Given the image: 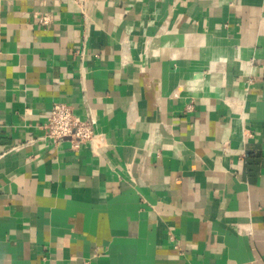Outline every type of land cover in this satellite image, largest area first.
<instances>
[{
    "label": "crops",
    "instance_id": "1",
    "mask_svg": "<svg viewBox=\"0 0 264 264\" xmlns=\"http://www.w3.org/2000/svg\"><path fill=\"white\" fill-rule=\"evenodd\" d=\"M83 1L0 0V264H264V0Z\"/></svg>",
    "mask_w": 264,
    "mask_h": 264
},
{
    "label": "built area",
    "instance_id": "2",
    "mask_svg": "<svg viewBox=\"0 0 264 264\" xmlns=\"http://www.w3.org/2000/svg\"><path fill=\"white\" fill-rule=\"evenodd\" d=\"M81 13L85 14V3L83 0H73ZM41 26L50 24L48 15H41L39 19ZM44 136L37 139L43 143H49L54 146L61 145L66 141H71L74 147L81 145L90 146L92 149L95 146V141L98 138L96 133V123L93 116L87 113L84 119L75 115L73 107L65 103H57L53 106L44 125ZM36 141H32L35 143ZM20 147H12L6 153H3L2 158L7 153L16 152Z\"/></svg>",
    "mask_w": 264,
    "mask_h": 264
}]
</instances>
